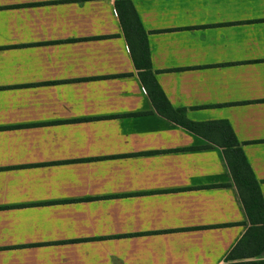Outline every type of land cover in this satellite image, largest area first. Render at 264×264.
Masks as SVG:
<instances>
[{
	"label": "crops",
	"instance_id": "1",
	"mask_svg": "<svg viewBox=\"0 0 264 264\" xmlns=\"http://www.w3.org/2000/svg\"><path fill=\"white\" fill-rule=\"evenodd\" d=\"M115 1L0 0V264L264 260L227 258L249 222L219 147L264 204V0H127L199 133L156 111Z\"/></svg>",
	"mask_w": 264,
	"mask_h": 264
},
{
	"label": "trees",
	"instance_id": "2",
	"mask_svg": "<svg viewBox=\"0 0 264 264\" xmlns=\"http://www.w3.org/2000/svg\"><path fill=\"white\" fill-rule=\"evenodd\" d=\"M115 9L138 77L156 111L190 132L199 133V129L205 124L188 122L184 119L182 111H174L156 83L151 71L146 33L142 29L131 3L127 0H117ZM219 127L221 128L219 147L223 150L233 183L249 222V228L244 237L227 258L229 261L254 259L264 252V204L261 192L231 129L227 124H221ZM228 264H264V260Z\"/></svg>",
	"mask_w": 264,
	"mask_h": 264
}]
</instances>
